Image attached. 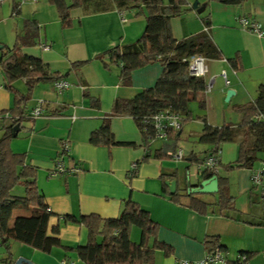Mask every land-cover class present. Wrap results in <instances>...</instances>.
I'll return each mask as SVG.
<instances>
[{
	"label": "crops",
	"instance_id": "obj_1",
	"mask_svg": "<svg viewBox=\"0 0 264 264\" xmlns=\"http://www.w3.org/2000/svg\"><path fill=\"white\" fill-rule=\"evenodd\" d=\"M187 1L191 6L193 0ZM27 2L29 10L23 13L19 6L17 18L0 21L1 48L11 46L15 35L21 33L19 18L22 16L23 20L34 18L37 21L39 34V44L23 47V54L40 58L49 71L59 73L69 70L74 61L87 60L67 73L64 79L69 86L62 91H56L52 81L34 86L26 106L29 111L41 102V113L23 120L17 135L10 140L11 148L24 152L25 162L36 169L38 191L52 212L48 233L60 223L58 237L63 245H85L88 239L86 227L63 223L61 216L97 213L102 217H115L123 202L130 199L147 210L156 223L155 239L171 247L168 254L155 248L152 261L146 264H180L182 261L198 264L207 254L204 239L213 236L219 238L226 259L235 258L239 251H248L254 252L249 264H264V207L256 203L257 190L250 180L251 170L259 163H255L253 168L232 167L226 171L219 168L226 177L233 209L219 211L216 193H195L208 203L206 212L199 213L186 205L185 196L188 194L187 177L190 183H197L204 177L202 168L191 158V152H197L199 146L205 150L210 147L198 140L204 124H236L239 113L233 123L226 116L218 118L216 110L225 111L226 106L234 110L235 105L253 100L258 84L264 83V36L246 30L237 21L238 16L244 15L264 25V0H243L236 5L198 0V11L190 8L170 20L171 34L175 39L201 32L206 26L222 56L205 59L207 71L204 77L210 85L206 92V106L204 109L194 106L195 128L185 132L184 125L181 126L179 140L192 138V146L198 145L196 150L191 147L188 155H183L182 159L187 161L184 165L180 159L155 156L163 139H155L160 141L156 146H152L155 140L151 141L146 150L139 124L133 116L110 114L115 98H130L142 88L153 86L163 66L155 62L134 69L130 73V82L124 85L119 79V66H105L95 57L116 44L135 40L145 25L144 11L135 8L125 10L122 12L123 21L111 2L108 9L100 11L78 7L70 12V26L62 27L54 6L47 0L23 1ZM9 20H14V23ZM42 43L49 45L44 48ZM228 58H235L236 68ZM222 70L229 79L227 85L221 76ZM15 85L25 90L23 79L16 80ZM226 89L232 91L225 101ZM94 100L97 105L93 104ZM11 102L12 95L5 86L0 68V110L9 107ZM209 109L215 111L214 115H210ZM106 117L113 139L120 144H93L89 141L91 132ZM237 151V141L222 142L218 155L220 163L233 162ZM144 154L148 156L141 160ZM58 161L66 168L77 166L79 170L51 175ZM136 162L132 169L131 164ZM192 163H195V171L190 170ZM166 179L175 180L174 192H178L179 201L169 197L172 193L164 183ZM28 214L26 209L13 210L9 224L14 217ZM136 228L131 226L129 231L133 242H139L141 236L140 229ZM150 242H153V237H150ZM11 253L14 261L17 257H24L35 264H62L63 260L87 264L75 252L62 247L42 252L13 241ZM5 254L0 246V257Z\"/></svg>",
	"mask_w": 264,
	"mask_h": 264
},
{
	"label": "trees",
	"instance_id": "obj_2",
	"mask_svg": "<svg viewBox=\"0 0 264 264\" xmlns=\"http://www.w3.org/2000/svg\"><path fill=\"white\" fill-rule=\"evenodd\" d=\"M53 5L60 25L68 27L71 24L70 12L74 8L83 7L89 11L108 9L109 2L119 12L128 9H138L145 13V25L140 35L133 41L116 44L95 55L105 66H119L121 84L130 82L132 70L151 63L163 66L162 73L151 87L142 88L130 98L114 99L110 114L133 116L139 124L142 144L148 150L153 129L151 124L144 123L145 116L163 110H171L178 114L180 129L183 123L193 119L192 105L199 109L206 106L207 80L204 76L190 74L189 59L200 54L205 59H219L221 53L207 30L192 34L182 39H175L171 34L170 20L193 8L187 0H47ZM227 5L240 4L243 0H208ZM190 6V7H189ZM19 11V3L12 2V14ZM39 44L38 23L34 18H25L22 31L15 35L11 46L0 48V68L3 72L5 86L12 95L11 105L0 110V246L4 248L5 256L0 257V264H14L11 258L13 241L27 244L42 252H49L54 247H62L73 251L78 258L87 264H146L151 262L154 249L160 248L168 254L171 247L155 239L156 223L150 218L147 210L136 202L127 199L123 202L119 214L115 217H102L97 213L65 214L63 223H77L86 227L87 243L76 247L63 245L58 237L60 223L51 228L48 233V220L51 210L43 201L36 185V169L25 162V153L14 151L10 146L12 127L21 125L25 119L33 118L27 109V101L34 86L40 82L54 81L64 78L74 67L87 60L74 61L70 69L64 73L49 71L40 58L23 54L21 49ZM236 68L235 58H228ZM23 79L25 90L16 87L15 82ZM97 105V101H93ZM239 113L236 124L211 126L204 124L198 140L210 145L202 159L193 154L191 158L198 164L210 156L218 159L217 170L203 171L204 177L216 175L218 179L219 211L234 208L232 196L226 187V177L219 168L226 171L232 167L253 168L258 161L264 162V83L258 84L253 100L235 105ZM58 111H52L56 113ZM180 129L170 133L163 139L162 145L156 150L155 156L171 158L168 152H174L178 147ZM237 141V157L231 163L221 164L219 161L220 145L225 141ZM89 141L93 144H120L113 139L108 117L94 129ZM148 154H144V160ZM137 164V162H136ZM134 174V172H133ZM23 188L22 194H15L16 186ZM178 192L169 195L171 200H178ZM186 205L199 213H205L208 203L199 199L196 194L188 193ZM15 209L29 210L28 215L14 217L9 220ZM131 226L140 229L139 242L130 239ZM153 237V242H150ZM204 245L207 253L222 245L218 237H206ZM240 255H244L241 258ZM254 252L239 251L235 258L226 259L223 264H249Z\"/></svg>",
	"mask_w": 264,
	"mask_h": 264
},
{
	"label": "built area",
	"instance_id": "obj_3",
	"mask_svg": "<svg viewBox=\"0 0 264 264\" xmlns=\"http://www.w3.org/2000/svg\"><path fill=\"white\" fill-rule=\"evenodd\" d=\"M1 2V0H0ZM121 20H125L123 13L120 12ZM238 23L245 28L246 30L256 34L257 36H264V25L261 22L241 15L237 17ZM203 30H207L205 26ZM42 47L47 48L48 43H42ZM188 69L190 74L195 76H204L207 71L205 64V58L200 54L192 55L189 59ZM221 76L224 80V83L229 84V79L226 76L224 70L221 71ZM53 88L56 91H62L69 86V83L64 78H60L52 81ZM210 89V85L207 84V91ZM41 102H38L36 106L30 109L29 114L31 117H36L41 113L42 106ZM144 123H149L152 126L153 134L150 138L151 141L155 139H165L170 133L175 132L180 129V121L177 113L171 110H163L159 112L152 113L147 115L142 120ZM173 160H179L183 157V152L180 148H177L174 152H168ZM218 159L216 155H210L206 157L202 163L198 166L205 170H217ZM136 163L131 164V168L134 169ZM79 168L77 166H72L66 168L63 166L61 161H58L56 167L51 172V175H56L58 173H68V172H77ZM251 183L256 187L261 188L262 196H264V162H260L259 165L251 170L250 174ZM241 258H244V255H240ZM226 261L225 256L222 254V251L219 248H215L212 252L207 253L198 264H223ZM62 264H73L71 260H63ZM180 264H191L189 261H182Z\"/></svg>",
	"mask_w": 264,
	"mask_h": 264
},
{
	"label": "rangeland",
	"instance_id": "obj_4",
	"mask_svg": "<svg viewBox=\"0 0 264 264\" xmlns=\"http://www.w3.org/2000/svg\"><path fill=\"white\" fill-rule=\"evenodd\" d=\"M13 1H16V2L19 3V6L21 7V12L24 13L25 10H29L27 8L30 7V5L28 4V2L27 3H23L24 0H1V2H0V21L3 18L4 19L5 18H7V19L8 18L9 19H15V18L18 17L17 14L12 15V10L11 9H12V2ZM127 11H129V9ZM19 21H20L19 22V27H20L22 25V22H23V17L22 16H21V18H19ZM9 22L11 24H13L14 23V20H13V22H12V20H9ZM0 29H1V24H0ZM29 102H31V101H29ZM191 105H192L191 108H192L193 114H195L194 112L196 111V109H194V105L193 104H191ZM223 105L226 106L227 103L226 102H223ZM227 107L228 106H226L225 111L224 110L221 111V109L219 111L216 110L217 117L218 118H221V117L226 116V119L228 121H233V123H235L236 120H237L238 114H237V112L235 110H231L230 108H227ZM214 112L215 111H212V109H209V113H210L211 116L214 115ZM194 118H196L195 115H194ZM195 123L196 122H195L194 119L187 120L185 123H183L185 132L187 130H189V128L190 129L195 128ZM0 134H1V132H0ZM191 140H192V138H188V139L180 138V140H179V145L178 146L182 150L184 157L186 155H188L191 147L194 150H196L198 148V145L197 144H194V146H192L193 142ZM159 143H160V141H158V140L156 141L155 140V142L152 143V146H156ZM195 143H197V142H195ZM196 151L197 152H195L194 154L197 156V158L202 159L204 157V155H205V151L206 150L203 149V147H200L199 146V149L196 150ZM261 156L264 157V155H261ZM181 159L179 161H181L182 164L184 165L185 162H187V161L184 160V159H182V160ZM257 163H260V161H258ZM194 164L195 163H192V165H189L191 171H193V170L195 171ZM255 188L257 190V197H258V198L256 197L257 198V201H258L256 203L257 204H260L262 207H264V196L261 195L262 194L261 188L259 186H256ZM13 193H15V194H22L23 193V188L20 185L19 186H16L15 189L13 190ZM135 228H136V226H135Z\"/></svg>",
	"mask_w": 264,
	"mask_h": 264
},
{
	"label": "water",
	"instance_id": "obj_5",
	"mask_svg": "<svg viewBox=\"0 0 264 264\" xmlns=\"http://www.w3.org/2000/svg\"><path fill=\"white\" fill-rule=\"evenodd\" d=\"M191 6L196 9L197 11L199 10L198 6V0H193L191 3ZM2 45L0 44V48ZM231 89H226L225 91V101L228 100L229 96L231 95ZM19 125L15 124L12 127V136H16L17 132L19 131ZM164 183L167 185L168 190L170 193H173L175 190V180H169L166 179ZM187 192L188 193H215L218 190V179L216 175H211L209 177H203L200 181L197 183H190L189 182V177H187ZM14 264H35L32 261L24 258V257H17L14 261Z\"/></svg>",
	"mask_w": 264,
	"mask_h": 264
}]
</instances>
